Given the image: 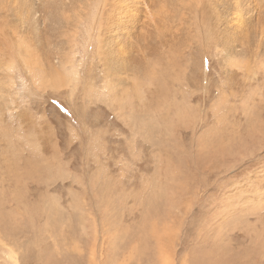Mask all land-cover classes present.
Here are the masks:
<instances>
[{"label": "rangeland", "instance_id": "1", "mask_svg": "<svg viewBox=\"0 0 264 264\" xmlns=\"http://www.w3.org/2000/svg\"><path fill=\"white\" fill-rule=\"evenodd\" d=\"M93 1L0 34V264H264V1Z\"/></svg>", "mask_w": 264, "mask_h": 264}, {"label": "bare ground", "instance_id": "2", "mask_svg": "<svg viewBox=\"0 0 264 264\" xmlns=\"http://www.w3.org/2000/svg\"><path fill=\"white\" fill-rule=\"evenodd\" d=\"M63 1V0H62ZM91 1V0H90ZM95 1V0H94ZM93 1V2H94ZM97 2H99L98 0H96ZM203 1H205V0H202L200 3H202ZM238 1V0H237ZM264 1V0H263ZM31 2V1H30ZM30 2H29V4H30ZM95 3V2H94ZM171 3V2H170ZM75 5V4H74ZM79 5V4H78ZM54 6H56L58 9H62L63 8V6H61V7H58V6H60V4H58V3H56V4H53L52 5V7H54ZM67 8V7H66ZM96 8V7H95ZM116 8V7H115ZM118 8V7H117ZM202 8H207V5H206V1H205V3H204V6L202 7ZM55 9V8H54ZM88 9V8H87ZM13 10H14V6H13V0H0V20H2V22H0V28H2V24H4V22H6V20H8V22H10V26H4V28H6V30H0V34H4V36H6V32H8V36H6V37H4L3 39H2V42L4 43V46H6V48H8V54L9 55H11V53L13 54V52H12V44H10L11 43V41L13 42V38H11V35H12V32H10V30H14V32L16 31V28H17V26H16V28H15V20L12 18V16H8V15H10V13H12L13 12ZM56 10V9H55ZM116 11V9H113V10H111V12L109 11V12H107V13H109V15H110V21H113V23H111V29L113 28V26H114V23L117 21V17H115L116 15V13H115V11ZM31 11V10H30ZM67 12V11H66ZM71 12V11H70ZM76 12V11H75ZM113 12V13H112ZM25 14H26V12H25ZM70 15V14H69ZM6 16V18H4ZM155 17H157V18H161L159 21H158V23H167L168 24V22L165 20L166 18H168L169 19V17H168V14H166V15H158V16H155ZM3 18H4V20H3ZM24 18V17H23ZM59 18V17H58ZM245 18H246V16H245ZM244 17H240L239 18V20L243 23V21H244V19H245ZM18 21V20H17ZM262 23V21H257L256 23L259 25V23ZM19 23V25H20V22H18ZM163 25V24H162ZM169 25V24H168ZM161 26V25H160ZM167 26V25H166ZM156 27H159L158 26V24H157V26ZM137 28H138V26H137ZM162 30V29H161ZM138 33H140V32H138ZM13 35H15V33L13 34ZM160 35V34H159ZM137 36H139V34H137ZM144 41V40H143ZM138 44H139V42H138ZM138 47V46H137ZM116 57L117 56H114V60H116ZM118 58V57H117ZM10 67L8 66L7 67V69H9ZM142 73H144V74H148V75H151L152 76V71H148L147 69L145 70V71H141ZM11 84V83H10ZM2 88V87H1ZM2 90V89H1ZM22 115V114H21ZM9 130H10V128H9Z\"/></svg>", "mask_w": 264, "mask_h": 264}, {"label": "snow or ice", "instance_id": "3", "mask_svg": "<svg viewBox=\"0 0 264 264\" xmlns=\"http://www.w3.org/2000/svg\"><path fill=\"white\" fill-rule=\"evenodd\" d=\"M52 103H53V105L55 106V105H57V104H58V101H56V100H53V101H52Z\"/></svg>", "mask_w": 264, "mask_h": 264}]
</instances>
